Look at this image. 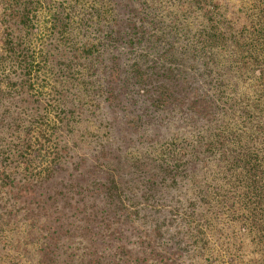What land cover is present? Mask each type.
Returning <instances> with one entry per match:
<instances>
[{
  "label": "trees",
  "instance_id": "1",
  "mask_svg": "<svg viewBox=\"0 0 264 264\" xmlns=\"http://www.w3.org/2000/svg\"><path fill=\"white\" fill-rule=\"evenodd\" d=\"M0 264H264V0H0Z\"/></svg>",
  "mask_w": 264,
  "mask_h": 264
}]
</instances>
